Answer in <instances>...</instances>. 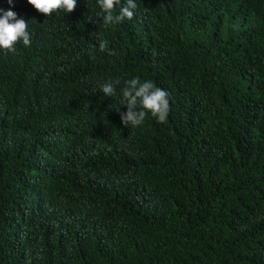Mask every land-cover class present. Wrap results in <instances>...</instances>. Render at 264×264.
<instances>
[{
  "label": "trees",
  "instance_id": "trees-1",
  "mask_svg": "<svg viewBox=\"0 0 264 264\" xmlns=\"http://www.w3.org/2000/svg\"><path fill=\"white\" fill-rule=\"evenodd\" d=\"M135 2L0 0L31 36L0 49V264H264V0ZM134 77L166 123L122 124Z\"/></svg>",
  "mask_w": 264,
  "mask_h": 264
},
{
  "label": "clouds",
  "instance_id": "clouds-1",
  "mask_svg": "<svg viewBox=\"0 0 264 264\" xmlns=\"http://www.w3.org/2000/svg\"><path fill=\"white\" fill-rule=\"evenodd\" d=\"M9 5L13 0H7ZM38 13L48 17L57 11L72 13L77 0H27ZM100 9L99 16L105 27L119 25L125 19L131 20L134 17V10L137 8L135 0H127L122 4L121 0H97ZM119 9L118 14L116 9ZM0 15V49L10 53L16 51V45L21 43L24 47L31 45V36L28 31V22L23 18H18L17 13L8 10ZM108 48V42H99V51L104 52ZM120 80H109L102 84L101 91L106 97L117 95V85ZM127 111L120 113V119L124 126L136 128L141 126L150 113L158 123H166L170 112L168 93L156 87L152 81L141 82L139 77H134L124 82V87L120 89Z\"/></svg>",
  "mask_w": 264,
  "mask_h": 264
}]
</instances>
